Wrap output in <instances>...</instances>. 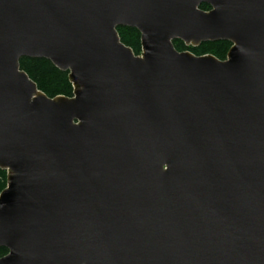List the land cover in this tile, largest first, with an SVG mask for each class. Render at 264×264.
<instances>
[{
	"label": "water",
	"instance_id": "water-1",
	"mask_svg": "<svg viewBox=\"0 0 264 264\" xmlns=\"http://www.w3.org/2000/svg\"><path fill=\"white\" fill-rule=\"evenodd\" d=\"M0 169V264H264V0H0Z\"/></svg>",
	"mask_w": 264,
	"mask_h": 264
},
{
	"label": "trees",
	"instance_id": "trees-1",
	"mask_svg": "<svg viewBox=\"0 0 264 264\" xmlns=\"http://www.w3.org/2000/svg\"><path fill=\"white\" fill-rule=\"evenodd\" d=\"M204 11H209L211 7L203 4L200 7ZM120 39L126 46L130 47L137 56L142 54L141 34L135 28L118 27ZM176 49L180 52L189 51L196 56L213 55L220 60H226L227 54L232 46L230 42L218 41L202 43L199 47L186 46L182 41H174ZM21 69L37 84L40 91L49 98L58 96L73 97V85L69 79V73L59 70L47 59L22 58ZM7 187V173L0 169V194ZM8 250L0 249V258L6 256Z\"/></svg>",
	"mask_w": 264,
	"mask_h": 264
}]
</instances>
